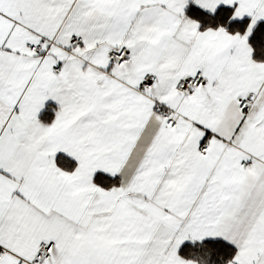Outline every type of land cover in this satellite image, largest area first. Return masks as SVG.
Instances as JSON below:
<instances>
[{
  "label": "snow or ice",
  "instance_id": "1",
  "mask_svg": "<svg viewBox=\"0 0 264 264\" xmlns=\"http://www.w3.org/2000/svg\"><path fill=\"white\" fill-rule=\"evenodd\" d=\"M0 264H264V0H0Z\"/></svg>",
  "mask_w": 264,
  "mask_h": 264
}]
</instances>
